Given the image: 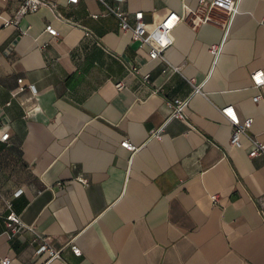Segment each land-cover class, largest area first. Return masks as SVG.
I'll return each instance as SVG.
<instances>
[{
    "label": "crops",
    "instance_id": "1",
    "mask_svg": "<svg viewBox=\"0 0 264 264\" xmlns=\"http://www.w3.org/2000/svg\"><path fill=\"white\" fill-rule=\"evenodd\" d=\"M21 1L0 0V135L9 133L0 140V259L264 264V213L255 200L264 193V153L251 157L245 135L241 146L231 145V124L219 111L233 105L240 119L251 118L249 133L264 144V87L249 77L264 70V0H239L216 61L209 47L222 38L217 24L181 21L164 61L149 58L148 47L121 31L100 0H48L56 11L42 6L6 25ZM105 1L141 10L146 21L198 6ZM214 15L225 18L220 10ZM191 78L202 92L191 96L186 121L165 123L166 101L189 95ZM163 123L160 138L152 136ZM123 139L137 150L122 147ZM11 210L61 257L46 263V254H35L31 230L10 232ZM71 240L80 253L67 245Z\"/></svg>",
    "mask_w": 264,
    "mask_h": 264
},
{
    "label": "built area",
    "instance_id": "2",
    "mask_svg": "<svg viewBox=\"0 0 264 264\" xmlns=\"http://www.w3.org/2000/svg\"><path fill=\"white\" fill-rule=\"evenodd\" d=\"M6 1V0H3ZM79 0H67L68 3H77ZM102 1L107 7L108 11L113 13L117 19L119 28L121 31H129L131 33V39L137 41L140 45H146L148 47V56L151 59L161 58L166 61L164 51L167 47L172 44V38L170 36L171 31L183 20L188 17H193L197 24L210 23L217 24L221 27L223 35L221 40L218 43H213L209 47V51L216 61L217 57L221 53L223 44L230 33L231 23L234 16L239 12V0H198V6L195 9L189 8L186 4H183L182 13H178L173 10H169L164 13L159 19L146 21L144 19L143 11L137 10L132 13L121 10L119 7L110 6L105 0ZM46 6L53 11H56L55 5L48 0H22L20 6L16 10L14 16L5 21V24H17L20 18L28 13L38 10L40 7ZM215 10L223 11L225 18H219L214 15ZM58 15V14H57ZM96 16V15H95ZM45 30L51 35H57V30L52 25H47ZM88 34V33H86ZM132 70L137 72L138 68L134 65L131 66ZM172 70H179V67L170 66ZM251 83L253 87L261 89L264 87V70L256 69L249 74ZM18 82L20 84L18 90H23L24 86L21 84L22 79L19 78ZM190 84L192 85V90L189 95L184 98H173L167 100L166 104L170 109V113L165 121V123L172 119L177 118L183 121H186L185 107L188 105V102L191 96L195 93H201L202 84H195L193 78L189 79ZM117 88L123 86L122 82L116 84ZM29 88L33 92H36V89L33 85H29ZM261 98V94L258 93L253 97V101L257 102ZM220 113L223 117L231 124L232 130L230 135V144L233 146H241L240 137L245 135L250 143L251 150L249 155L255 156L264 153V144L261 141L249 133V128L252 124V119L247 117L240 119L233 105H225L219 108ZM161 125L157 129L151 132V135L160 138L163 127ZM9 137L8 131L3 132L0 135L1 141H7ZM120 145L130 151L137 150V146L131 143L128 139H123L120 142ZM77 180L85 181L82 176H78ZM58 185H62L61 181L57 182ZM217 196L213 195V199L216 200ZM256 202L261 210L264 213V193L256 197ZM6 226L10 232H16L20 228L25 227L31 230L34 233V239L37 242L35 248L36 255H47L46 263L58 259L61 257V249L53 247L47 240V237L35 230L32 226L24 225L18 216L13 210L9 212L6 217ZM67 245L70 247L73 253H80V247L69 241ZM11 259L8 256L2 257L0 259V264H10Z\"/></svg>",
    "mask_w": 264,
    "mask_h": 264
}]
</instances>
